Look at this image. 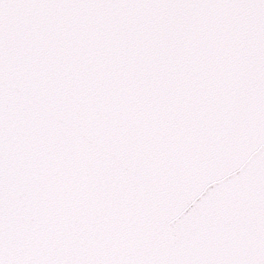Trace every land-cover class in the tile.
Instances as JSON below:
<instances>
[{
  "label": "snow or ice",
  "instance_id": "snow-or-ice-1",
  "mask_svg": "<svg viewBox=\"0 0 264 264\" xmlns=\"http://www.w3.org/2000/svg\"><path fill=\"white\" fill-rule=\"evenodd\" d=\"M232 123L251 216L170 243L165 175ZM0 264H264V0H0Z\"/></svg>",
  "mask_w": 264,
  "mask_h": 264
},
{
  "label": "water",
  "instance_id": "water-1",
  "mask_svg": "<svg viewBox=\"0 0 264 264\" xmlns=\"http://www.w3.org/2000/svg\"><path fill=\"white\" fill-rule=\"evenodd\" d=\"M240 130L232 123L218 134L207 133L173 162L158 189L170 243L182 240L191 245L213 223L229 230L251 216L258 190L259 149L238 154Z\"/></svg>",
  "mask_w": 264,
  "mask_h": 264
}]
</instances>
